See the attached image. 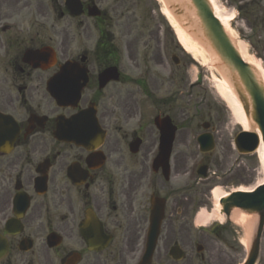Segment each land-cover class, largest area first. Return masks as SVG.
Instances as JSON below:
<instances>
[{"label":"flooded vegetation","instance_id":"af4514ba","mask_svg":"<svg viewBox=\"0 0 264 264\" xmlns=\"http://www.w3.org/2000/svg\"><path fill=\"white\" fill-rule=\"evenodd\" d=\"M221 1L264 40V0ZM127 2L0 0V264H247L213 192L253 183L254 157L189 110L190 62Z\"/></svg>","mask_w":264,"mask_h":264},{"label":"water","instance_id":"95a60500","mask_svg":"<svg viewBox=\"0 0 264 264\" xmlns=\"http://www.w3.org/2000/svg\"><path fill=\"white\" fill-rule=\"evenodd\" d=\"M175 21L209 56L212 65L231 89L241 105L244 117L256 129L264 151V88L257 71L245 63L226 30L213 16L207 0H162ZM55 99L56 95H54ZM253 132H242L235 138L240 152L251 153L259 145ZM237 197V199L235 198ZM233 206L257 215L255 240L250 262L257 258L264 221V186L252 194H233Z\"/></svg>","mask_w":264,"mask_h":264},{"label":"rangeland","instance_id":"374dc122","mask_svg":"<svg viewBox=\"0 0 264 264\" xmlns=\"http://www.w3.org/2000/svg\"><path fill=\"white\" fill-rule=\"evenodd\" d=\"M217 6L220 8V10L223 13H228L231 14V5L229 4H224L222 3L221 0L216 1ZM127 7H128V18L129 21L132 20L135 25L138 23V27L136 30V34L139 32L140 27L142 26L141 31L146 32L148 28H151L153 24V20L150 16L153 17H158V22L160 24V38H162V33L167 34L166 37L167 39L169 38L170 44V49L171 51H174L177 54V56L180 54V52L186 57L187 61L190 62V66L188 69V78L190 81L194 82L196 78L199 79L200 84L203 83L204 88L207 89L206 96L203 97V92L199 88H193L190 96L186 97V101H191V109L192 111H201L206 115H214L215 113L217 114H222L224 115L225 118H227L228 122L230 119H228L229 112L224 103L218 98L217 94L215 93L212 86L211 82V77L209 75V72H207L204 68L200 67L198 63H196L192 58L189 57L188 54L184 52V50L180 47V45L177 42V39L174 35V32L170 29L168 26L167 22L165 21V18H163L160 14V12L156 13V10L154 9L155 13H152L150 9L152 7H155L156 9L159 6L156 0H140L138 3V0H128L127 2ZM233 15V13H232ZM155 20V19H154ZM230 27V34L233 36L235 41H237L240 44H243L244 46V51L247 56L254 58L259 64L261 69L264 72V53H262L263 49V44L264 40H259L255 38H250L248 34V26L242 21H237V23H229ZM164 29V30H163ZM163 30V31H162ZM134 34V33H133ZM173 41V42H172ZM162 39H160V48L163 46ZM176 49V50H175ZM202 77V78H201ZM226 125L223 127L225 128ZM229 126L232 128V126L229 124ZM229 127V128H230ZM254 159L255 163V180L253 183L250 185H243V187H250L251 185H255L262 179L263 173L260 169L259 161L258 159ZM220 194H223L224 192L228 190H217ZM259 254V261L258 264H264V236L261 239L260 242V252Z\"/></svg>","mask_w":264,"mask_h":264},{"label":"bare ground","instance_id":"6f19581e","mask_svg":"<svg viewBox=\"0 0 264 264\" xmlns=\"http://www.w3.org/2000/svg\"><path fill=\"white\" fill-rule=\"evenodd\" d=\"M162 1V0H161ZM211 4L212 8V14L215 16V18L220 22V24L223 26V28L226 30V32L229 34V22L232 21L233 17L231 14L223 13L220 8L217 6L216 2L214 0H208ZM161 6V14L165 17L167 20L169 26L173 30L175 37L180 45V47L184 50L185 53H187L196 63L200 65V67L204 68L209 72L211 75V82L215 93L217 94L218 98L224 103L227 108L229 114H230V120L233 123V125H238L243 130H249L251 129V124L249 121L244 117L241 106L237 99L234 97L233 93L231 92L230 88L227 87V83L224 81L222 77H218V73L215 69H213L212 62L209 58V56L205 53V51L198 46V44L190 37L175 21V19L171 16L168 9L163 5ZM233 42L235 43V46L239 52V55L241 58L247 62L249 65L253 66L258 72L259 75H261V79L264 85V72H262V69L260 67V64L252 57H249L246 55L244 51L243 44H240L234 40V38L229 34ZM254 130V129H253ZM257 133V132H256ZM261 145L258 147L259 149L256 151V156L259 161L260 169L263 173L262 179L258 184H261L264 182V152L262 148H260ZM215 193V209L218 211V201L222 194L219 192ZM234 221L238 223L239 225L243 226L247 232L250 231L252 228V224L254 223V218H250L248 215L240 214V215H234L233 216Z\"/></svg>","mask_w":264,"mask_h":264}]
</instances>
